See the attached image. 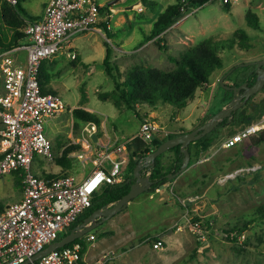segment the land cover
I'll list each match as a JSON object with an SVG mask.
<instances>
[{
  "label": "rangeland",
  "instance_id": "rangeland-1",
  "mask_svg": "<svg viewBox=\"0 0 264 264\" xmlns=\"http://www.w3.org/2000/svg\"><path fill=\"white\" fill-rule=\"evenodd\" d=\"M96 1L102 5V14H110V27L101 33L91 30L68 38L61 49L41 63L43 90L57 92L65 102L63 112L47 125L55 159L47 163L40 154L34 157L33 172L45 177L72 174L82 178L90 172L91 161L68 156L70 147L83 148L85 139L91 141L83 131L87 122L96 123L97 134L104 139L115 135L124 139L139 130L146 107H156L159 115L150 119L163 126V131L183 129L188 124L194 128L222 90L219 79L228 69L264 56V0L189 4L184 14L162 32L163 48L157 45L156 37L151 38L153 24L160 12L182 0H117L111 5L108 2L112 0ZM23 5L40 13L43 0H25ZM251 15L256 19L252 20ZM34 18V14L20 11L16 2L0 0V49L2 43L10 45L14 40L11 22L20 23L19 30L25 34ZM239 28L248 33V40H239L232 50H221L224 66L212 73L208 84L198 86L182 108L162 101L156 106L137 103L129 108L106 71L107 47L112 71L122 80L139 68L173 70L190 45L207 37L233 38L239 35ZM67 42L72 45L70 52L76 51L75 58L70 56ZM243 70L240 66L239 71ZM236 74L226 77L225 83L237 85ZM253 101L264 107V86ZM76 109L95 119L78 117ZM248 109L251 111V107ZM256 121L264 123V114L253 118L252 122ZM241 126L215 128L209 148L199 147L192 159L208 160L182 171L172 191L171 185L164 194L143 191L126 208L92 229V249L99 251L95 258L111 252L115 256L106 264H264V127L234 147H220L222 139ZM174 153L165 151L163 161L169 163ZM64 156L69 159L67 165L58 163L57 159ZM124 172L122 169L121 177ZM18 192V172L2 176L0 207L17 200ZM232 227L243 230L236 241L224 231ZM162 233H166L164 247L154 249L150 241ZM90 244L86 243V248Z\"/></svg>",
  "mask_w": 264,
  "mask_h": 264
},
{
  "label": "built area",
  "instance_id": "built-area-1",
  "mask_svg": "<svg viewBox=\"0 0 264 264\" xmlns=\"http://www.w3.org/2000/svg\"><path fill=\"white\" fill-rule=\"evenodd\" d=\"M101 7L96 0H47L42 15L27 24L25 41L0 50V178L18 172L22 193L19 200L0 208V264H22L26 260H30L28 264H106L115 256L105 252L91 260L82 251L83 243L72 241L32 260L38 251L60 239L61 233L76 226L97 191L120 181L122 166L127 162L131 139L100 138L97 124L87 122L83 131L91 141L85 139L83 148L68 153L82 162H92L87 175L47 178L32 170L35 154L42 155L47 163L55 159L47 125L65 109L57 92L42 89L41 63L73 35L91 30L101 33L109 28L110 14H102ZM66 48L75 58L77 53L70 52L71 46ZM261 127V121L244 124L225 136L220 147H234L256 135ZM160 130L157 122L145 117L135 136L147 141ZM94 134L96 141L92 139ZM81 238L84 244H90L95 237L88 232ZM150 242L159 249L166 241L159 235Z\"/></svg>",
  "mask_w": 264,
  "mask_h": 264
},
{
  "label": "trees",
  "instance_id": "trees-1",
  "mask_svg": "<svg viewBox=\"0 0 264 264\" xmlns=\"http://www.w3.org/2000/svg\"><path fill=\"white\" fill-rule=\"evenodd\" d=\"M23 1L25 0L16 1L17 8L20 11L26 13V15H31V13H29L28 10L24 7ZM206 1L208 0H182L178 3L169 5L165 10L159 13L156 21L154 22L151 30V38L156 37V39H158V41L156 42L157 45L163 48L164 45L161 44L162 32L169 26H171L178 17L184 14V10L189 4L202 5ZM250 18L253 20L256 19V16L251 15ZM19 24L20 23L15 22L10 23V26L13 27L15 41L10 40V45L2 43V48L0 50L10 48L14 45H19L25 41V34L19 30ZM257 24L258 23L255 22V25ZM238 32L239 35H235V37L233 38L218 39L207 37L195 44L190 45L182 52V57L180 60L177 61V59H175L178 65L173 70L162 71L156 68H139L132 70L122 80L114 75L112 71L110 61L108 60L110 57V49L109 47H107L106 57L104 60L106 71L114 78L117 90L120 92L121 98H123L125 104H127L129 108H135L134 106L137 103H147L152 106H156L159 101L169 103L175 108H182L187 104V101L193 95L194 90L198 86L200 87L208 84L212 73L224 66V60L220 55L221 50H232L237 42H239V40H248V33L244 29L239 28ZM236 38H238V41L236 40ZM233 67L234 70L232 71V73L237 72L234 77V84H240L249 75H247L246 69L244 68L243 71H239V65ZM231 76L232 75H229L228 77ZM40 84L43 89L41 77ZM217 93V97H213L214 102L213 104L209 105L199 125L208 120L215 112H217L220 108L227 104L228 101L233 97V91L231 89H225L224 87H222V90L218 91ZM212 107H214V110L211 111ZM248 107H251V111H249ZM75 112L78 117L86 121L95 119L92 115L83 112L80 109H76ZM263 114V105L257 104L253 100H250L248 104H246L245 106H241L240 108L235 110L230 118L226 117L221 120L217 127L222 128L230 126L231 128H234L235 126H241L250 123L252 122L253 118L261 116ZM137 116L139 117V115ZM185 131H187V129L183 128L177 133L163 134L160 132H156L154 133L153 138L147 141L141 139L138 136L133 137L128 144V158L123 167V170H125V172L120 181L114 184L106 185L101 192L95 194L92 199V205L87 209V211H85L78 217L73 226L79 224L84 219V217L89 215L96 208H99L106 203L114 202L122 197L125 193H127L130 189L131 183L134 181L133 171L135 165L139 162V160L142 159L151 150H154L166 139L177 136L178 134ZM212 131L205 134L201 138L190 142V152L193 147L196 148V152L199 147H201L203 150L208 149L210 143L212 142V138L210 137ZM78 149L81 148L72 146L70 147L69 152ZM169 150L175 152L173 160L169 163L166 164L163 162V155L165 152L159 154L155 158V166L151 171V178L153 182L150 188L147 190L148 193L155 191L165 182L173 180L174 178L169 179L168 174L177 172L181 167L183 154L180 152L179 145L171 147ZM192 159L193 157L191 156L188 166L192 163ZM57 160L58 163L62 165H67L69 163V159H67V157L65 156L60 157ZM46 177L51 178L49 175H46ZM206 223H208V221ZM224 231L230 240L236 241L243 230L241 228L232 227L225 228ZM74 241H81L83 243L82 251H85L86 244H84V242L81 240V237L75 239Z\"/></svg>",
  "mask_w": 264,
  "mask_h": 264
},
{
  "label": "water",
  "instance_id": "water-1",
  "mask_svg": "<svg viewBox=\"0 0 264 264\" xmlns=\"http://www.w3.org/2000/svg\"><path fill=\"white\" fill-rule=\"evenodd\" d=\"M117 0H112L108 2L109 5L115 3ZM257 64V77L255 82L252 85H248L246 81L238 84L231 85L225 83V78L227 74L223 75L219 79V83L223 85L225 89H231L233 91V97L215 112L208 120L200 124L199 126L178 134L177 136L170 137L159 144L154 150H151L147 153L139 162L135 165L133 171L134 181L131 183L130 189L118 200L110 203H106L99 208L93 210L89 215L84 217V219L73 227L69 232L60 237V239L50 243L48 246L38 251L33 257L32 260L38 259L39 257L46 254L53 248L63 246L69 242L74 241L77 238L82 237L86 233L90 232L92 229L99 226L102 222L110 218L112 215L126 208L129 201L137 197L141 192L147 191L153 180L151 178L152 168L155 166V158L165 151L169 150L171 147L179 145L180 152L183 154L182 163L180 169L175 173H169V179L174 178L177 174L184 171L190 162L191 153L189 150V144L192 141H195L205 134L212 131L216 128L220 121L226 117H231L233 112L243 106L250 95L258 92L264 86V58L256 60ZM250 61H244L240 63V66L248 65ZM241 89H244L242 93H239ZM153 138V137H152ZM94 141L97 140V135L92 136ZM145 169H150V172L145 173ZM30 260H26L22 264H28Z\"/></svg>",
  "mask_w": 264,
  "mask_h": 264
},
{
  "label": "crops",
  "instance_id": "crops-1",
  "mask_svg": "<svg viewBox=\"0 0 264 264\" xmlns=\"http://www.w3.org/2000/svg\"><path fill=\"white\" fill-rule=\"evenodd\" d=\"M46 1H47V0H43V7H44ZM24 6H25V5H24ZM25 8L28 10L29 13L35 15V18H34L33 20L38 19V18L42 15V12H43V8H42V10H41L40 13H34V12H32L31 10H29L26 6H25ZM99 25H101V24H99ZM80 34H82V33H80ZM76 35H78V34H76ZM76 35H73L72 37H74V36H76ZM72 37H71V38H72ZM66 46H71V48H72V45H71L70 42H67V43H66ZM74 52H76V51H74ZM22 54L24 55V52H22ZM51 57H52V56H51ZM208 107H209V106H208ZM208 107H207V109H208ZM207 109H206V111H207ZM146 110H147V112L145 111V113H144V114H146V115H145L143 118H145V117H147V118H153V117H156V116L159 115L158 108H156V107H151V108L146 107ZM206 111H205L204 114L201 116V118L198 119V123H197V125H196L195 127L199 126V123L201 122L202 118L204 117ZM143 118H142V120H143ZM186 126H187V127H185V129H187V131L193 129V128H190V127H189V124L186 125ZM195 127H194V128H195ZM162 128H163V126H162ZM47 130H48V129H47ZM180 130H181V129H173L172 131H169V132H167V131H163V130H160V131H158V132H160V133H163V132H164L165 134H166V133L168 134V133H177V132H179ZM158 132H157V133H158ZM136 133H137V132H136ZM136 133H135L134 135L128 136L127 138L132 139V138L136 135ZM99 137H100V136H99ZM115 137H118L119 139H123V138H121V137L118 136V135H115ZM100 138H103V139H104V137H100ZM124 139H126V138H124ZM206 150H207V149H206ZM195 152H196V150H195V148L193 147V148L191 149V152H190L192 157H194ZM174 156H175V154H174ZM172 160H173V158H172ZM172 160H171V161H172ZM205 160H208V158H206V159H201V158L198 157V160H196V162L200 163V162L205 161ZM163 162H164V161H163ZM196 162H195V161H192V163L187 167L188 169L186 168V171H188V170L190 169V167H192ZM164 163H165V162H164ZM123 167H124V165L122 166V169H123ZM181 175H182V173L180 172L179 174H177V175L174 177L173 180L165 182L161 187H158L155 191L160 192V194H164V193L167 191V187H168L169 185H171V187H170V191H172V190H173V189H172V185H174L175 183L178 182V180H179V178H180ZM179 183H180V181H179ZM171 189H172V190H171ZM155 191H154V192H155ZM18 193H19L20 196H19V198H18L17 200H19V199L21 198V195H22L21 192H18ZM167 193H168V192H167ZM171 197H172V196H171ZM14 201H15V200H14ZM4 206H5V204L2 205L0 208H2V207H4ZM160 236H163V238L165 239L166 233H162ZM165 241H166V239H165ZM92 244H93V243H91L90 245H88L90 248L88 247V248H86L85 251H84L85 255H86L89 259H91V260L95 259V257L99 255V251H98V250H97V252H96V251H94V249H92V247H94V246H92ZM94 245H95V244H94Z\"/></svg>",
  "mask_w": 264,
  "mask_h": 264
},
{
  "label": "flooded vegetation",
  "instance_id": "flooded-vegetation-1",
  "mask_svg": "<svg viewBox=\"0 0 264 264\" xmlns=\"http://www.w3.org/2000/svg\"><path fill=\"white\" fill-rule=\"evenodd\" d=\"M262 58H264V56H261V57H259V58H257V59H253V60H247V61H250V63L248 64V65H245V66H242L244 69H246V72H247V75H249L244 81H246L247 83H248V85H252L254 82H255V80H256V77H257V72H256V69H257V64H256V60H259V59H262ZM262 67H264V63L262 64ZM234 70V67H231L230 69H228V71L225 73V74H227V76L226 77H228L229 75H230V73H232V71ZM243 81V82H244ZM238 85V84H237ZM262 89V88H261ZM260 89V90H261ZM259 90V91H260ZM244 91V89H241L240 91H239V93H242ZM258 91V92H259ZM257 93V92H256ZM256 93H254V94H252V95H250V97L247 99V101H246V103L243 105V106H245L246 104H248V102L250 101V100H253V97H254V95L256 94Z\"/></svg>",
  "mask_w": 264,
  "mask_h": 264
}]
</instances>
